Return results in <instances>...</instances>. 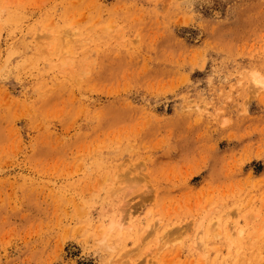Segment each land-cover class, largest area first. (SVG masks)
Masks as SVG:
<instances>
[{
    "label": "rangeland",
    "instance_id": "obj_1",
    "mask_svg": "<svg viewBox=\"0 0 264 264\" xmlns=\"http://www.w3.org/2000/svg\"><path fill=\"white\" fill-rule=\"evenodd\" d=\"M0 264H264V0H0Z\"/></svg>",
    "mask_w": 264,
    "mask_h": 264
},
{
    "label": "bare ground",
    "instance_id": "obj_2",
    "mask_svg": "<svg viewBox=\"0 0 264 264\" xmlns=\"http://www.w3.org/2000/svg\"><path fill=\"white\" fill-rule=\"evenodd\" d=\"M253 78L255 79V81H256V82H258V78H257V77H255V75H254V77H253Z\"/></svg>",
    "mask_w": 264,
    "mask_h": 264
}]
</instances>
